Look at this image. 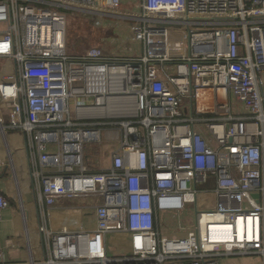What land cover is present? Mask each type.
<instances>
[{
	"label": "built area",
	"instance_id": "obj_1",
	"mask_svg": "<svg viewBox=\"0 0 264 264\" xmlns=\"http://www.w3.org/2000/svg\"><path fill=\"white\" fill-rule=\"evenodd\" d=\"M73 13L119 20L124 43L69 53ZM0 60L42 248L17 262L8 239L0 264L264 259V0H0ZM91 144L106 169L84 165ZM9 206L0 191V223Z\"/></svg>",
	"mask_w": 264,
	"mask_h": 264
},
{
	"label": "crops",
	"instance_id": "obj_2",
	"mask_svg": "<svg viewBox=\"0 0 264 264\" xmlns=\"http://www.w3.org/2000/svg\"><path fill=\"white\" fill-rule=\"evenodd\" d=\"M11 71L12 69L7 68L5 72ZM6 73L0 71V75ZM5 114V105L0 101V116L6 118ZM0 164L3 166L0 170V191L10 201L9 208L3 211L0 223V247L6 240L12 239L14 246L5 250L8 258L17 262H24L29 258L37 260L42 255V248L36 230V212L24 139L19 131L8 129L3 133L0 130ZM20 199L21 202L18 203Z\"/></svg>",
	"mask_w": 264,
	"mask_h": 264
},
{
	"label": "rangeland",
	"instance_id": "obj_3",
	"mask_svg": "<svg viewBox=\"0 0 264 264\" xmlns=\"http://www.w3.org/2000/svg\"><path fill=\"white\" fill-rule=\"evenodd\" d=\"M124 8L125 7L121 6L119 10L124 11L125 10ZM73 15H74L73 17H70V19L67 20L64 28L66 31L65 45L69 53H73V54L83 53L89 50V48L100 46L102 44V41L113 43L115 46L120 41L124 43L123 35H122V27H120L118 24L120 22L119 20L113 18L111 19L101 18L100 19L102 21L101 27L96 28L91 22L90 17L85 18L82 15L75 13H73ZM115 26L119 27L120 30H116L114 28ZM106 46L107 48H109L108 43L106 44ZM112 46L111 48L114 47ZM7 68L12 69L9 62L5 60H0L1 73H6L5 71ZM1 77L2 74L0 75V80ZM263 79H264V74H263ZM84 157H85L84 165L91 171L106 169L109 166V155H107V152L103 145H97V146L92 144L88 145L84 149ZM3 172H5V170H3ZM198 189L201 188L198 187ZM75 204L81 205L82 202L75 201L71 203V205H75ZM175 219L178 220V222L180 220V223L184 226L191 225L193 223L192 211L187 209L183 214L179 215ZM170 222L173 225L176 224V222H172V221ZM181 236L183 235L176 234V237H181ZM112 238H108L107 240V254L109 256L115 253L117 247L121 243L120 239H112ZM220 262H222V264H264V259L259 255L258 256L240 255L233 257H222Z\"/></svg>",
	"mask_w": 264,
	"mask_h": 264
}]
</instances>
